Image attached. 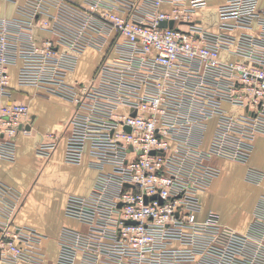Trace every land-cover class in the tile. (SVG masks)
Returning a JSON list of instances; mask_svg holds the SVG:
<instances>
[{"label": "built area", "instance_id": "built-area-1", "mask_svg": "<svg viewBox=\"0 0 264 264\" xmlns=\"http://www.w3.org/2000/svg\"><path fill=\"white\" fill-rule=\"evenodd\" d=\"M1 1L15 13L0 16V158L13 160L16 135L29 133L13 68L17 86L74 105L64 159L87 154L98 169L87 197L66 198L90 220L59 236L78 264H221L209 248L230 232L213 212L199 219L198 194L219 172L212 159L247 162L264 133V0H224L214 31L196 13L206 0ZM77 46L100 59L88 80L69 82ZM45 136L42 156L58 141ZM247 179L264 183V170L249 167ZM23 199L0 182V264H43L41 234L14 221ZM227 264H264V193Z\"/></svg>", "mask_w": 264, "mask_h": 264}, {"label": "crops", "instance_id": "crops-1", "mask_svg": "<svg viewBox=\"0 0 264 264\" xmlns=\"http://www.w3.org/2000/svg\"><path fill=\"white\" fill-rule=\"evenodd\" d=\"M80 1V0H78ZM224 0H206L204 7L197 9L201 25L209 30H217V6ZM10 8V10L8 9ZM162 10L169 9L167 4ZM14 4L0 0V16L12 17ZM214 15L216 24L206 26V15ZM97 54V61L85 78L74 76L81 55ZM73 53L77 55V65L68 74L69 82L88 80L95 69L100 52L86 46H77ZM225 58V54H221ZM12 71L13 98L29 105L30 119L26 125L29 133H18L15 137V157L13 160L0 158V182L16 188L24 194L23 202L14 216L17 224L34 227L40 234L43 264H78V251L61 242V230L65 227L74 230H87L90 220L66 209V198L70 194L87 197L92 189L98 169L88 164V155L84 154L80 163L64 159L66 123L74 105L54 94L48 93L46 86L20 87L14 80ZM33 92L32 94L30 92ZM53 131L58 137L56 146L47 156H42L38 148L45 135ZM213 164L219 167L208 187L199 192V219L210 212L215 213L220 223L229 233L228 245L231 252L219 257L218 237L209 248V253L227 264L240 249V238L247 230L260 196L264 193V183H253L247 179L249 167L264 170V133L254 140L253 152L247 162H233L214 158ZM237 236L232 245L233 235Z\"/></svg>", "mask_w": 264, "mask_h": 264}, {"label": "rangeland", "instance_id": "rangeland-1", "mask_svg": "<svg viewBox=\"0 0 264 264\" xmlns=\"http://www.w3.org/2000/svg\"><path fill=\"white\" fill-rule=\"evenodd\" d=\"M10 10V8H8ZM203 15H206V20H205V25L206 26H214L216 24V20L214 19V15L210 12H203ZM97 61V54L93 53H88L86 52L85 54L81 55L79 58V63L78 66L74 72V76H78L81 78H85L87 75H89L93 65ZM30 92V91H29ZM31 94L33 92H30ZM34 94V93H33ZM224 234H226L224 232ZM232 239V245L235 244V240L237 239V236L234 234ZM230 241L229 237H221L218 240V251H219V257L223 258L224 255H226L227 252H231V249L228 245V242Z\"/></svg>", "mask_w": 264, "mask_h": 264}, {"label": "water", "instance_id": "water-1", "mask_svg": "<svg viewBox=\"0 0 264 264\" xmlns=\"http://www.w3.org/2000/svg\"><path fill=\"white\" fill-rule=\"evenodd\" d=\"M166 25L171 26V25H172V21H168V22H166V21H161V22H159V26H161V27H164V26H166Z\"/></svg>", "mask_w": 264, "mask_h": 264}]
</instances>
